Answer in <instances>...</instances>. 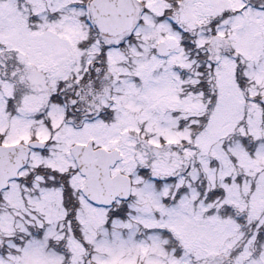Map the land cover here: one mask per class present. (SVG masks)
Here are the masks:
<instances>
[{"label": "snow or ice", "instance_id": "6c2138e0", "mask_svg": "<svg viewBox=\"0 0 264 264\" xmlns=\"http://www.w3.org/2000/svg\"><path fill=\"white\" fill-rule=\"evenodd\" d=\"M0 264H264V0H0Z\"/></svg>", "mask_w": 264, "mask_h": 264}]
</instances>
